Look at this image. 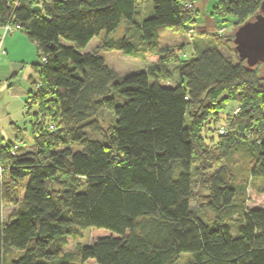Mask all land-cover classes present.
I'll return each instance as SVG.
<instances>
[{
  "label": "trees",
  "instance_id": "trees-1",
  "mask_svg": "<svg viewBox=\"0 0 264 264\" xmlns=\"http://www.w3.org/2000/svg\"><path fill=\"white\" fill-rule=\"evenodd\" d=\"M139 1L0 0V24L13 15L39 57L25 102L32 148L18 139L0 148V264H75L59 262L62 248L86 228L109 233L79 246L78 264H176L181 254H189L190 264H264V210L236 205L228 170H214L245 146L250 180L264 179L260 64L250 68L195 40L193 58L163 48L146 70L119 75L96 49L82 52L125 23L133 33L102 46L141 56L157 47L162 30L193 21L184 0H152L139 19ZM263 2L216 0L213 13L232 15L240 26ZM174 72L176 84H161ZM219 95L225 104L217 110L232 100L239 112L224 117L226 131L217 128L213 142L215 130L198 113L213 108ZM102 112L112 115L106 129ZM88 129L102 137H89ZM195 176L207 191L198 209L213 214L210 221L190 207ZM4 206L11 208L5 218Z\"/></svg>",
  "mask_w": 264,
  "mask_h": 264
},
{
  "label": "rangeland",
  "instance_id": "rangeland-1",
  "mask_svg": "<svg viewBox=\"0 0 264 264\" xmlns=\"http://www.w3.org/2000/svg\"><path fill=\"white\" fill-rule=\"evenodd\" d=\"M151 1L152 0H140L137 3L136 7L139 10V19L149 13ZM184 1V3L187 2L190 5L189 9L194 15L193 21L184 25V27L182 28L162 30L159 34L158 45L152 52L143 49L141 56H129L123 54L121 51H108L103 48L102 45L105 40L110 38H119L125 35L129 36L133 33V30L130 29L125 23H122L119 28H117L114 32L109 35H106L102 32L99 36L94 37L83 49L82 52H92L96 49L98 54L103 56L106 64L119 75H125L146 70L150 65L155 63L159 56V50L163 48L172 49L173 51L178 52L180 58H183L185 60L193 58L195 57V54L192 52V43L195 40L210 43L213 46L219 47L224 53L229 55L235 61V58H237L238 55L234 50V44L232 43V39L234 31L238 27V24H235L236 19L229 14L224 16H216L213 13V9L216 5V0ZM219 29L222 30V34L219 33ZM133 40L135 41V43H138L136 38H133ZM61 42L65 45L70 44L68 41L65 40H62ZM259 64V72L261 75H264V62ZM169 68L173 70L172 65L169 66ZM176 83L177 75L175 74V72L174 78L171 81L161 82V84L166 86H173ZM223 95L225 96L226 94ZM212 104L213 108L211 107L208 111L205 112V114L198 113V116L202 115V117L200 116L202 118L200 122H203V124H206L208 127L212 126V131L215 130L212 137L213 142H217L218 136L216 134V129L222 126L224 117L230 114L234 115L238 113L239 107L237 106V103L235 101L229 100L227 101L226 106L223 110H217L216 108L219 107L218 105L225 104V99H222L221 95H219ZM3 116L4 115L0 114L1 123H3ZM111 122L112 115L109 112H102V115L100 116V125L102 129H106V127H108ZM187 123H190L188 118ZM24 125L26 129L24 134L25 137L20 140L18 139V143L19 145L24 146L25 149H31V135L29 131L28 119L27 123ZM220 129L221 127L218 129L219 133ZM223 129L226 131L225 128ZM206 131L209 135V128H207ZM87 134L89 137L92 138L100 139L102 137L100 133L94 132L89 129L87 130ZM70 147L73 150H76L77 148L74 144L70 145ZM250 163L251 156L248 153L247 147L244 146L234 149L226 160L215 165L214 170H216L219 165H224L228 170V180L235 185L239 193L234 200V203L236 205L243 204L245 208H259L264 210V179L250 180ZM212 171L213 170L208 173H211ZM205 195H207V191L204 187V182L201 180L200 177L195 176L193 178V197L190 202V207L198 216L206 219L207 221H210L214 218V215L206 211H200L198 209ZM10 209L11 208L8 206L3 207V218H5L6 215L10 212ZM108 233L109 232L104 229L86 228L77 233L76 235L66 238L62 248V253L65 254L64 258L66 260L60 259L59 262L69 261L78 264V261H80V256L78 255L76 258V254L78 252L79 246L89 245L94 239L105 236ZM58 237L60 236H56L55 238ZM13 255L14 257H16L18 253H13ZM67 255L70 257L75 256V260L69 259ZM190 263L191 258L189 257V254H181V257L176 264ZM85 264H94V262L87 261Z\"/></svg>",
  "mask_w": 264,
  "mask_h": 264
},
{
  "label": "crops",
  "instance_id": "crops-1",
  "mask_svg": "<svg viewBox=\"0 0 264 264\" xmlns=\"http://www.w3.org/2000/svg\"><path fill=\"white\" fill-rule=\"evenodd\" d=\"M1 35V29H0ZM38 62L36 43L23 30L6 35L0 50V148L25 137V102L33 64ZM26 130V129H25Z\"/></svg>",
  "mask_w": 264,
  "mask_h": 264
},
{
  "label": "water",
  "instance_id": "water-1",
  "mask_svg": "<svg viewBox=\"0 0 264 264\" xmlns=\"http://www.w3.org/2000/svg\"><path fill=\"white\" fill-rule=\"evenodd\" d=\"M33 11H39L35 6ZM234 50L250 68L264 62V2L259 13L238 26L233 33Z\"/></svg>",
  "mask_w": 264,
  "mask_h": 264
},
{
  "label": "built area",
  "instance_id": "built-area-1",
  "mask_svg": "<svg viewBox=\"0 0 264 264\" xmlns=\"http://www.w3.org/2000/svg\"><path fill=\"white\" fill-rule=\"evenodd\" d=\"M189 4L186 5L187 8H189ZM0 29H1V35H0V50L2 49V44H3V39L6 35L12 34L15 31H19L21 30L20 25H18L17 23L14 22L13 20V15H11V17L8 19V21H6L4 24H0ZM219 33L222 34V30L219 29ZM42 61L45 60V58L43 57L41 59ZM225 130L223 128L220 129V133H224ZM17 145H14L13 151L12 153L16 150ZM2 173H3V166L0 163V180L2 178Z\"/></svg>",
  "mask_w": 264,
  "mask_h": 264
}]
</instances>
